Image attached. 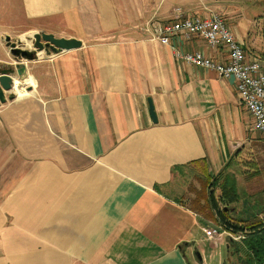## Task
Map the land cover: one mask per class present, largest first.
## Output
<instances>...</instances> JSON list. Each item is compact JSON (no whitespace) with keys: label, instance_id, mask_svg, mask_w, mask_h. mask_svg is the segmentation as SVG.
Returning a JSON list of instances; mask_svg holds the SVG:
<instances>
[{"label":"crops","instance_id":"1","mask_svg":"<svg viewBox=\"0 0 264 264\" xmlns=\"http://www.w3.org/2000/svg\"><path fill=\"white\" fill-rule=\"evenodd\" d=\"M19 1L0 0V70L25 62L3 38L47 33L82 46L26 61L15 98L0 102V264H198L202 245L222 246L206 238L219 213L199 179L264 136L233 79L179 55L225 63V49L198 36L164 45L145 28L219 13L225 0ZM224 12H235L229 28L254 59L251 18ZM227 249L219 264L247 263Z\"/></svg>","mask_w":264,"mask_h":264},{"label":"built area","instance_id":"2","mask_svg":"<svg viewBox=\"0 0 264 264\" xmlns=\"http://www.w3.org/2000/svg\"><path fill=\"white\" fill-rule=\"evenodd\" d=\"M145 30L152 40L164 45H170L174 37L190 39L198 36L212 49H225L228 54L225 63H217L200 52H179V55L188 63L214 70L224 79H233L240 99L253 119V130L264 136V61L248 57L244 44L234 36L218 13L211 12L207 17L176 16L173 21L160 24L150 21ZM210 224L213 227L206 231L209 241L220 239L224 234L234 243H241L246 238L243 232L235 233L214 222Z\"/></svg>","mask_w":264,"mask_h":264},{"label":"rangeland","instance_id":"3","mask_svg":"<svg viewBox=\"0 0 264 264\" xmlns=\"http://www.w3.org/2000/svg\"><path fill=\"white\" fill-rule=\"evenodd\" d=\"M12 1H13V4L18 8L20 1L19 0H12ZM226 7L232 8L236 11L237 9H240L244 13V15H247L248 17L252 19V20L250 19V21H252L253 26L250 30V34L248 33V40L250 41V45H251L250 47L251 49H253L251 53H253V56L255 58H258L264 61V0H225V2H223L220 5L221 9L218 8L219 9L218 14L224 19L228 27H231L232 21H234V18H233L234 16L232 15H234L235 12L233 13L224 12ZM173 20L174 18L172 19V21ZM12 41L18 43L19 47L23 49L35 51L33 35L30 36V38H24L20 41L16 40L15 37H13ZM28 42H30V44H28ZM24 60L25 62H23V65L20 64L21 66H18V67H22L24 70L21 77H25V76L27 77V74H28V71H26L27 66L25 65V63H27L26 62L27 60L26 59ZM233 160L237 162L235 165H239V166H234V163H232L233 167L231 165L230 168H228L227 172H229L231 176H234L236 181H239V186L241 187L242 190L247 192V194L248 192L251 194V193H254L260 190H264V143L261 145L259 144V146L253 149L251 153H248V154L245 153V154H242L241 156L232 158L228 162V164ZM226 168L227 166L224 169ZM239 170L241 171L238 172ZM220 173L212 177H214V179L221 180ZM214 179L211 180L209 185H207L209 188L208 192L209 194L210 193L214 194V196L216 197V200H218L217 205H219L220 207L219 210H221L223 202L220 198V195L222 192L220 189V185H218V183H216ZM240 198H241V201L231 205L230 209L236 206L240 210V213H241L240 215H242L243 218L245 217L248 218L247 217L248 214L246 212H243V210L246 208V203L248 201V198L247 199H242V197ZM262 212L264 213L263 207L258 209V212L256 213L255 217L257 218L259 217V219L263 220L264 214H262ZM226 216L228 217V215ZM240 219L242 218H236V219L226 218L228 222H233V223H239ZM214 223L220 224L219 222H214ZM209 225L210 227L212 226V224H209ZM222 237L225 239V241L222 244V246H219L218 248H216L215 246H212L214 243L213 244L206 243L202 245L204 250L202 251L200 250V253H199L201 256V260L199 259V257L195 258L194 256L198 264H219L221 260H225V258L228 255L227 254L228 253L227 244L232 248V251L235 250L236 246L245 245V241H242L241 243L232 242L226 234H224V236ZM241 254L242 256L243 255L245 256V253L243 251ZM232 257L234 258L235 256L233 255Z\"/></svg>","mask_w":264,"mask_h":264},{"label":"trees","instance_id":"4","mask_svg":"<svg viewBox=\"0 0 264 264\" xmlns=\"http://www.w3.org/2000/svg\"><path fill=\"white\" fill-rule=\"evenodd\" d=\"M251 49V48H250ZM253 49H251L252 52ZM234 166L237 162L235 160L231 161L227 168L223 170L222 173H220L221 180L214 179V177H210L208 173L205 172V176L207 179H203L204 177L200 178V174H204L203 172L199 171L197 174L200 178V183L205 188L206 185H209L211 180H215L218 185H220L221 189V200L223 202V205L225 206V209H228L231 205L238 203L242 199H247L248 201L246 205L249 208H255V212L253 213L254 216L248 217V218H242L239 220V223H233L228 222L225 218L227 215V211L225 209H220L219 205H217V201L214 198L213 193H210V198H213V207L216 210L217 213H219V223L222 224L225 228L233 230L235 233H245L246 238L244 239L245 245L243 246H236L238 252H244L247 263L246 264H264V219H259V217H255L256 213L258 212V209L263 207L264 210V190H260L254 193L245 192L241 189L239 186V181H236L234 176H231L229 174L228 168L233 164ZM239 170L238 172H240ZM195 177V176H193ZM214 181V182H215ZM205 197V196H202ZM206 206L207 202L205 203ZM204 204V205H205ZM210 209V207H208ZM206 210V208H205ZM262 214H264L262 212Z\"/></svg>","mask_w":264,"mask_h":264},{"label":"water","instance_id":"5","mask_svg":"<svg viewBox=\"0 0 264 264\" xmlns=\"http://www.w3.org/2000/svg\"><path fill=\"white\" fill-rule=\"evenodd\" d=\"M33 37L35 51H30L28 49L19 47L18 43L13 42L10 38H7L5 40L7 46L10 49V53L15 59H26L28 62H31L34 61L38 54L41 52L51 50L54 53H58L62 51L77 49L82 46V42L77 39L57 38L53 34L36 33L33 35ZM18 66L8 65L0 70V102L2 103L6 102L5 93H10L11 98H15V94L13 93L14 74L16 73L19 78L22 76L24 71L22 67ZM150 112L154 122H156V116L151 102Z\"/></svg>","mask_w":264,"mask_h":264},{"label":"bare ground","instance_id":"6","mask_svg":"<svg viewBox=\"0 0 264 264\" xmlns=\"http://www.w3.org/2000/svg\"><path fill=\"white\" fill-rule=\"evenodd\" d=\"M28 44H30V42H28ZM29 83H33V84H34L32 78H29ZM14 86H16V85H15V82H14ZM19 87H20V86H19ZM19 87H18V88H19ZM19 89H20V92L23 93L22 89H24V87H20ZM24 90H25V89H24Z\"/></svg>","mask_w":264,"mask_h":264}]
</instances>
